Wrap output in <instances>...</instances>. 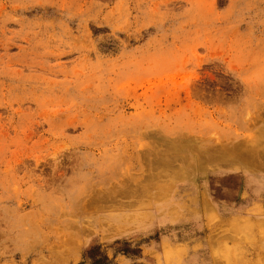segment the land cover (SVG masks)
<instances>
[{"label": "rangeland", "instance_id": "obj_1", "mask_svg": "<svg viewBox=\"0 0 264 264\" xmlns=\"http://www.w3.org/2000/svg\"><path fill=\"white\" fill-rule=\"evenodd\" d=\"M0 264H264V0H0Z\"/></svg>", "mask_w": 264, "mask_h": 264}]
</instances>
